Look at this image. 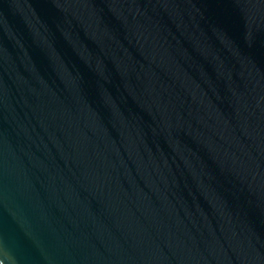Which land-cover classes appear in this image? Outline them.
Masks as SVG:
<instances>
[{"label":"water","instance_id":"1","mask_svg":"<svg viewBox=\"0 0 264 264\" xmlns=\"http://www.w3.org/2000/svg\"><path fill=\"white\" fill-rule=\"evenodd\" d=\"M0 264H264V0H0Z\"/></svg>","mask_w":264,"mask_h":264}]
</instances>
